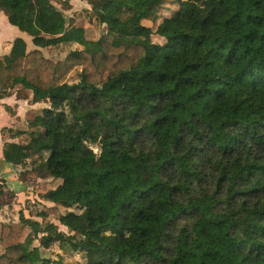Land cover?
<instances>
[{
  "label": "trees",
  "instance_id": "16d2710c",
  "mask_svg": "<svg viewBox=\"0 0 264 264\" xmlns=\"http://www.w3.org/2000/svg\"><path fill=\"white\" fill-rule=\"evenodd\" d=\"M87 1L107 31L89 40L67 19L63 42L81 48L54 59L53 0H0L34 46L0 58V96L51 104L3 130L18 139L3 160L61 180L43 198L68 230L20 214L0 264H68L41 254L55 243L85 264H264V0Z\"/></svg>",
  "mask_w": 264,
  "mask_h": 264
},
{
  "label": "rangeland",
  "instance_id": "374dc122",
  "mask_svg": "<svg viewBox=\"0 0 264 264\" xmlns=\"http://www.w3.org/2000/svg\"><path fill=\"white\" fill-rule=\"evenodd\" d=\"M53 3L57 8H62V12L64 10H68L70 7L69 0H53ZM170 9L172 8L168 5L163 9H160L159 16L162 17L164 15H168ZM62 18V23L59 24L56 29L53 31L51 30L50 32L46 31L44 33L46 37L50 38L48 45L42 49V52L46 57L54 59L64 57L68 51L81 48V46L77 43L63 42L67 38L65 30V27L67 26V19H71L74 26L82 27L85 38L89 40H96L107 31L105 26L98 22L96 13L91 9V6L90 9L79 8L76 12L67 11L66 14L64 13V17ZM150 25L154 28L153 24ZM57 40H62V43L59 42L58 44L53 45V43ZM151 40L155 43H161L164 39L152 34ZM79 73V68H77L67 77L60 80V82H65L67 85L77 84L80 79ZM21 91L18 92V96L22 95ZM50 105L51 104L48 100L39 101L36 107L31 110L27 119L35 118L33 116L38 114L43 107H50ZM61 108L67 112V106L63 105ZM90 146L97 151L94 144H90ZM16 167L18 169V183H22L25 188L24 196L19 198L20 200L17 199L18 197L15 193L9 189L6 180L4 178H0V183L4 185L3 194L0 198L2 202L0 205V228L4 224L19 223L20 214H23L24 217L32 218L41 224L48 222L54 223L57 225L56 228H58V230L68 233L67 228L61 225L57 220L59 212L64 211L65 208L60 205H55L43 198V194L48 190L55 188L59 183H61V180L49 175H38L37 172L32 169V166L29 164V160H27L23 165H16ZM28 232V227H25L20 237V241L25 240ZM38 243V239H34L31 246H38ZM40 250L41 254L48 257L50 260L59 258L64 263L68 264H85V254L80 249L76 251L62 250L59 248L58 244L55 243L48 249H42L40 247Z\"/></svg>",
  "mask_w": 264,
  "mask_h": 264
},
{
  "label": "crops",
  "instance_id": "0c3cea01",
  "mask_svg": "<svg viewBox=\"0 0 264 264\" xmlns=\"http://www.w3.org/2000/svg\"><path fill=\"white\" fill-rule=\"evenodd\" d=\"M69 6L68 10L63 11V14H66L67 11L76 12L79 8L90 9L91 5H89L87 0H69ZM58 9L62 12V8ZM61 23L62 21L59 20L56 25L51 26L47 31H53ZM16 38H21L25 41L27 50L34 48L31 36L10 24L4 12L0 9V58L9 55L12 43ZM19 91L22 93L21 96H18ZM37 103L39 101L34 102L33 94L30 90L19 87L12 88L10 93L5 96H0V178L6 180L9 189L15 193L18 197L17 199L24 196L25 190L24 185L18 183L17 180L18 169L16 165L19 164L15 165L3 160V147L6 142H17L18 139L16 137L12 138L8 135L9 133L3 130L9 128L26 129L27 122L34 119H27V116L36 107Z\"/></svg>",
  "mask_w": 264,
  "mask_h": 264
}]
</instances>
